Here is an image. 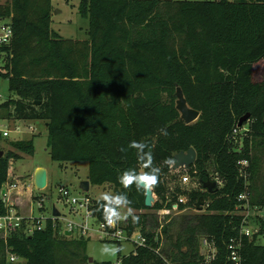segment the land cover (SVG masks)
I'll list each match as a JSON object with an SVG mask.
<instances>
[{
    "label": "trees",
    "instance_id": "16d2710c",
    "mask_svg": "<svg viewBox=\"0 0 264 264\" xmlns=\"http://www.w3.org/2000/svg\"><path fill=\"white\" fill-rule=\"evenodd\" d=\"M77 1L89 21L87 39L65 38L51 27L52 0L0 6V23L9 20L12 29L10 42L0 45V75L17 96L0 104V119L45 121L53 161H86L91 185L109 183L114 193L127 194L138 219L122 223L127 232L140 229L146 243L120 257V264H233L227 247L240 237L242 216L235 212L246 202L239 196L264 206V79L254 72L264 61V0ZM177 86L199 111L193 123L176 109ZM133 140L149 145L153 166L161 169L151 207L143 188H124L117 179L127 169L148 170L128 147ZM9 146L0 156V215L6 212L1 191L9 160L34 153L33 138L12 139ZM190 148L196 160L187 172L201 188V180L218 173L221 187L169 189L174 155ZM180 195L187 196L185 203ZM200 197L206 211L191 216L195 223L183 230V239L170 236V223L163 231L157 211L176 202L179 209H195ZM97 201L92 199L91 212L107 221ZM61 227L58 218L48 219L32 235L0 238V264H10L8 252L24 264H86L78 251L87 237L76 239ZM256 236L242 237V264H264ZM203 237L217 248L209 262L200 250Z\"/></svg>",
    "mask_w": 264,
    "mask_h": 264
},
{
    "label": "rangeland",
    "instance_id": "374dc122",
    "mask_svg": "<svg viewBox=\"0 0 264 264\" xmlns=\"http://www.w3.org/2000/svg\"><path fill=\"white\" fill-rule=\"evenodd\" d=\"M6 3L7 0H0V6H4ZM52 5L54 10L52 13L51 27L56 32L65 38H88L87 31L89 21L88 18L80 15L77 0H52ZM3 64V60L0 58V70H3ZM254 72L255 77L258 80L264 79V61L255 65ZM10 97L16 98L17 96L14 92L10 91L8 79L0 75V104ZM0 113H2L1 110ZM19 121L20 120L9 119L11 125H9L8 122L2 121L0 123V129H13L15 128V123L21 124ZM21 121L26 124L24 126L20 125L23 129L22 133H16L13 131L10 132L9 136L5 137L0 134V149L4 151L11 149L9 141L12 139L33 138L34 153L32 155L20 153V157L12 158L10 162L14 175L24 178V180L27 181L26 183L34 182L33 180L36 167H42L47 172L48 182L44 189H38L32 186V206L34 208L35 216L44 215V218H46L51 214L53 205H55L61 214L66 216L59 219V223L62 228L66 226V219L81 221V219L84 218V214L83 217L74 215V213L70 211V205L65 204L64 200H61L58 188L62 185L67 186L71 190V193L77 197L89 196L94 200L98 199L102 192L114 193L113 186L109 183H105L103 185H91L88 191H83L79 185L80 182L85 180L88 175V163L86 161H53L48 152V132L45 122L43 120ZM29 125L34 127L32 132L29 131ZM244 127H247V125ZM237 145L239 147L242 146L241 138L238 140ZM262 160H264V155L262 156ZM173 176H175V178H173ZM168 180L171 187L179 185L186 191L199 189L198 177L192 176L183 170L176 175L169 176ZM262 182L263 179L260 180V183ZM182 197L187 198L186 195ZM39 200H43L44 209L38 208L37 202ZM121 211L124 212L126 210L122 209ZM133 212H135V210H133ZM148 212L151 213L152 211ZM195 212L200 211L186 208L181 214L177 215V213L173 212V210L164 209L162 215L158 214V222L159 225H163V227L166 226V223H170L168 227L170 236L173 239H176L177 237H181L183 239V230L188 224L193 225L195 223H192L190 219ZM88 221L91 227L97 228L98 223L95 218L89 217ZM257 223V226L261 227V231L256 233V242L260 245H264V220L258 221ZM253 230H255L254 226ZM89 233L90 236H87L85 248L79 249L78 251L82 257H87L86 264H102L103 262L115 263L120 257L129 255L135 251V245L131 241L99 239V234L96 231L90 230ZM72 236L78 239L81 237V234L75 229L72 232ZM89 258H92L93 260L89 261ZM24 263L25 260L20 259L13 264Z\"/></svg>",
    "mask_w": 264,
    "mask_h": 264
},
{
    "label": "built area",
    "instance_id": "2783aa9c",
    "mask_svg": "<svg viewBox=\"0 0 264 264\" xmlns=\"http://www.w3.org/2000/svg\"><path fill=\"white\" fill-rule=\"evenodd\" d=\"M12 37V29L10 25L9 20H3L0 23V45L8 44ZM2 121L8 122L9 125V119H0V123ZM15 123V128L13 129H0V134L2 136H9L10 132H16V133H22V125H26L21 120L19 123ZM24 123V124H23ZM17 124V125H16ZM21 125V126H20ZM29 131H33V126H28ZM234 134L237 133V130L235 129L233 131ZM11 160V159H10ZM9 160L8 165V171H7V181L4 184L2 191H1V197L2 202L6 208V212L3 215H0V238L6 240L10 236L14 235L15 233L23 232L28 235L34 234L36 231H40L45 227L46 221L48 219L55 220L56 218L61 219V217H66L65 215H62L60 212V216L56 217L51 212L50 215H48L46 218H44V215L42 216H35L34 214V208L32 206V186L35 187L34 182L33 183H26L27 181L24 180V178L20 176H13L12 174V167L11 162ZM174 163L170 164V172L172 175H176L177 173L181 172V170L186 171L188 168L180 167L178 169L173 170L172 165ZM241 167H246L248 165L247 160H243L240 162ZM242 171V168L240 169ZM188 173V172H187ZM212 180L215 182V186L221 187L223 185V180L220 178L218 173H215L212 175ZM34 181V180H33ZM199 187H200V182ZM174 187H171L169 185V189L172 190ZM24 190L27 193L26 197V207H27V213L22 211L20 202L23 201L20 192L18 190ZM202 190H205V188H201ZM21 190V191H22ZM58 191L61 195V200H64L65 204L70 205V211H72L75 215H79L84 218L81 219V221H77L74 219H66V226L61 227L63 231L67 233V231H70V234L76 229L80 232L81 236L87 237L90 236L89 231L94 230L99 235V239H107V240H115V241H131L134 243L135 247L140 245H145L146 243V237L142 233L140 229H135L131 232H127L125 229L122 220L117 221L116 223H108V221H99L97 220L92 212H91V206H92V198L89 196H83V197H77L71 193V190L67 186H60L58 188ZM180 195L178 198V201L180 203H185L187 201V198H183ZM245 199L246 202L242 206H238L236 208L237 214L242 216V223H241V229H240V237L239 238H231L228 243V259L233 264H242L241 260V249L243 246L242 243V237L252 238V236L256 233H259L261 231V227L257 226L258 221L264 220V206H250L249 202H247V198L245 194H242L239 196V200ZM156 201V200H155ZM38 208L44 209V203L43 200H39L38 202ZM55 206V205H53ZM165 209V208H164ZM164 209L157 211L159 215H162L164 212ZM184 209H179V204L176 202L172 204V207L169 210H173V212L178 214H181ZM195 211L205 212V205H202L201 210L194 209ZM53 211V208H52ZM59 211V210H58ZM89 217H93L96 219L98 226L97 228L91 227L88 219ZM163 226V225H162ZM253 226L255 227V230H253ZM200 250L201 253L205 256V260L207 262L214 260L217 248L214 244V242L210 241L208 238L203 237L201 239L200 243ZM20 257H18L14 253H7V262L10 264H13L17 261H19ZM24 260V259H23ZM113 264H120V261ZM163 264H171L168 260H164Z\"/></svg>",
    "mask_w": 264,
    "mask_h": 264
},
{
    "label": "clouds",
    "instance_id": "9594fccd",
    "mask_svg": "<svg viewBox=\"0 0 264 264\" xmlns=\"http://www.w3.org/2000/svg\"><path fill=\"white\" fill-rule=\"evenodd\" d=\"M128 147L136 150L137 158L141 166L148 170L144 172H137L134 168L124 170L117 178L119 184L123 185L124 188L135 185L137 190H141L142 188L147 189L155 185L161 169L153 166V155L149 145L144 142L133 140L129 142ZM146 149L148 150L146 151ZM97 204L108 223H116L130 216L134 221L138 219V217L133 216V209L131 207L132 201L129 200L126 193L102 192L98 198ZM122 209L126 211L122 212Z\"/></svg>",
    "mask_w": 264,
    "mask_h": 264
},
{
    "label": "water",
    "instance_id": "95a60500",
    "mask_svg": "<svg viewBox=\"0 0 264 264\" xmlns=\"http://www.w3.org/2000/svg\"><path fill=\"white\" fill-rule=\"evenodd\" d=\"M176 109L179 111L180 113V117L181 119L186 123V124H190L195 122L198 117H199V111L190 107L187 103V100L184 96V93L181 89V87L177 86L176 87ZM249 113L243 115L239 121H238V125L241 126L243 124L244 121H246L249 118ZM4 153V151L2 149H0V156H2ZM175 158V162L172 165V169H178L180 167H185V168H189L194 161L196 160V151L194 148H190L188 151L184 152V151H180L179 153H176L174 155ZM203 187L208 190L209 192H213L216 190V186H215V182L211 181V180H201ZM34 185L36 188L38 189H44L47 186V172L44 168L39 167L35 170L34 173ZM79 187L83 190V191H88L89 187H90V181H89V177L87 176L85 180L80 182ZM145 190V206L147 207H151L154 202H155V196H154V192H153V188L152 186L144 189ZM3 192V191H2ZM203 205V200L202 197H200L199 201L195 204L196 209L197 210H201ZM53 215L58 217L60 216V211H58V209L53 206V211H52ZM166 230V226L163 227V231ZM67 234L70 235V231H67ZM92 258H89V261H92Z\"/></svg>",
    "mask_w": 264,
    "mask_h": 264
},
{
    "label": "crops",
    "instance_id": "0c3cea01",
    "mask_svg": "<svg viewBox=\"0 0 264 264\" xmlns=\"http://www.w3.org/2000/svg\"><path fill=\"white\" fill-rule=\"evenodd\" d=\"M88 37V36H87ZM78 39V38H77ZM81 39H84V38H81ZM37 121V120H36ZM45 122V121H44ZM45 124H47L46 122H45ZM47 127V126H46ZM34 128V127H33ZM37 168H39V167H36L35 168V170L37 169ZM12 171H13V169H12ZM13 176H15L14 174H12ZM88 176V175H87ZM47 182H48V176H47ZM90 187H91V184H90ZM90 187H89V189H90ZM22 189H20V190H18V192H20V194H21V197H22V199H23V201H21L20 202V206H21V208H22V211H24L25 213H27V207H26V195H27V193L24 191V190H22Z\"/></svg>",
    "mask_w": 264,
    "mask_h": 264
}]
</instances>
